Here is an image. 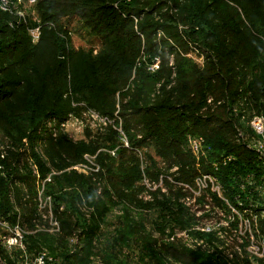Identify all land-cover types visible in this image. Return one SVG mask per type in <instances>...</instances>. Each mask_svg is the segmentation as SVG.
Listing matches in <instances>:
<instances>
[{"label":"trees","instance_id":"obj_1","mask_svg":"<svg viewBox=\"0 0 264 264\" xmlns=\"http://www.w3.org/2000/svg\"><path fill=\"white\" fill-rule=\"evenodd\" d=\"M185 3L188 11L181 22L178 20L182 18L174 17V13ZM37 14L41 23L29 24L30 18L22 21L0 12V131L10 136L16 127L20 129L11 135L13 143L16 139L33 143L38 131L50 137L55 128H49L48 123L64 124L74 113L76 103L111 116L109 119L121 127L133 148L152 146L166 167L164 172L176 168L173 184L164 180L168 198L163 195L161 201L144 208L154 206L166 216L173 215L171 206L178 207L180 216L169 222L210 246L208 252H201L174 239L161 241L156 248L160 241L146 237L145 247L154 246L159 253L157 256L153 250V256H164L176 264H248L245 253L229 259L214 234L195 230V222L209 217L205 205H224L216 195L208 190L195 199L201 206L197 211L203 212L198 219L181 205L168 202L185 197L177 186L192 185L200 168L221 180L225 196L234 205L238 195L245 203L248 198L240 193L239 178L250 175L260 182L264 176V161L236 139L239 120L233 113L243 104L250 116L264 115V0H38ZM63 19L79 20L101 42L100 52L94 55L92 50L73 49L68 30L61 25ZM37 27L41 35L35 44L30 31ZM194 46L204 56L203 67L187 57ZM156 59L160 61L158 70L149 72L148 67ZM131 80L133 89L126 90ZM117 97L122 125L113 117ZM21 121L27 124L25 129H21ZM110 134L111 138H120L115 131L110 130ZM189 135L202 137L209 148L208 158L201 161L200 167L188 150ZM54 137L42 155L31 143L29 157L36 174L28 166H24L22 175L18 170L14 175L0 171V210L8 216L10 225L18 224L11 196L23 206L25 196L19 186L26 187L27 195L35 198L39 186L50 176L51 181L43 187L54 200L59 233L25 236L26 248L29 253L44 249L54 257L61 256L63 264H88V255L109 213L122 203H117L115 196L133 204L135 200L128 196L139 193L136 189L143 174L138 162L125 159L126 148L116 146L111 156L101 151L98 140L84 148L63 134ZM78 153L95 157L99 171L88 177L66 172L71 167L68 158ZM229 156L234 160L223 165ZM149 162L145 173L150 180L165 175L152 157ZM214 163L219 165L218 170ZM1 164L5 165V160H0ZM85 164L89 165L87 161ZM234 182L237 186L232 188ZM100 183L103 188L98 194ZM255 195L251 194L254 199ZM62 206L64 211H60ZM125 216L120 235L123 243H130L138 231H134L136 224L130 215ZM261 226L264 228V222ZM76 232L81 250L69 254L68 240Z\"/></svg>","mask_w":264,"mask_h":264},{"label":"rangeland","instance_id":"obj_2","mask_svg":"<svg viewBox=\"0 0 264 264\" xmlns=\"http://www.w3.org/2000/svg\"><path fill=\"white\" fill-rule=\"evenodd\" d=\"M35 10V16L30 17L32 22L31 23H41L38 14H37V6L34 8ZM188 11V4H183L178 8L177 11L174 13V17L181 19L182 17L186 16ZM29 14H32V12L28 11ZM34 14H32L33 16ZM183 18L178 21H183ZM61 25L65 26L66 29L69 32V37L71 40V47L75 50H84V51H93L94 55H97L102 47L101 42L99 39H97L95 36H93L88 30H86L83 27V24L77 20H61ZM179 29L182 30L183 26L182 24L179 26ZM32 38V33H31ZM157 39H160V35L157 37ZM159 41V40H157ZM33 42V41H32ZM39 43V42H38ZM35 43V44H38ZM199 47H192L190 52L187 54V57L192 59L199 67H203L205 64L204 56L201 54V52H198ZM204 49V48H203ZM205 51V50H203ZM172 60V59H171ZM160 65V63H159ZM150 67V66H149ZM148 67V69H149ZM149 71V70H148ZM150 72V71H149ZM135 75V73H134ZM134 78V77H133ZM132 78V80H133ZM132 80L129 82L128 88L130 90L133 89ZM74 106V113L70 115L65 122L66 127H63L62 125H58L55 122H49L48 127L49 128H55L54 131H52L50 134V137L44 136V132L36 134L35 141L32 143L29 140H22L21 142H18L19 139H16V143L11 140V135L15 133H19L20 129L17 127L11 131L10 136L5 135L2 131H0V160H5V165L0 166V171L3 173V175H11L15 174L18 170L19 175L24 173V168L26 166L31 167L32 170H34V173L36 174V168L32 164V161L29 157V151L31 149V143L32 145H35V150L39 154L42 155L43 150L48 146L49 141L51 138H55L54 136H59L60 134L65 135L68 139L73 141L74 143L81 144L85 146L84 148H89L91 143L93 141L98 140L100 144L102 145L101 151L110 154L111 156L116 151V146L119 148H126L124 150H127V153H125V159L136 161L140 165V169L142 171V179L140 183L138 184L136 190L139 191L137 195L135 196H128L129 198L135 200L133 204H131L129 199L121 198L120 196H115V200L117 204L115 208L112 209V211L109 213L104 225L102 226V230L100 232V238H98L96 244H94V248L92 249L91 253L88 255V264H176L174 261L167 260L164 256H162V259H157L153 256L152 251L154 250L156 255L158 256V251L156 248L159 247L161 244V241L163 242H172L174 239H179L183 245H185L189 249H200L201 252H208L210 249L207 246H199L194 241V236H187V231L181 230L178 228L176 223L172 224L169 221H172L174 217L180 216V210L177 208L171 209V214L161 215L162 212L159 211V208H156L152 206L149 208V210L145 209V205L154 204L156 200H162L163 195H165L167 198L169 196V192L165 186L164 180L167 179L171 184H173L172 181V175L176 172V168H173L171 170H165V165L163 164L162 160L156 155V151L152 146H142V147H135L133 148L131 144L125 146L124 141H122V136L120 133L121 127L118 128L115 126V120L109 119V117H105V115H100L99 113L92 111L87 108L82 103H76ZM120 99L117 97V111L114 112L113 117L119 121V125H122V121L118 117V110H120ZM97 115V116H93ZM26 117V116H25ZM25 119V118H24ZM101 119H107L106 124H104ZM22 128L25 129L27 127V124H23L21 121L19 123ZM47 129V128H46ZM49 130V129H47ZM110 130L115 131L119 134L120 138L118 136H112L110 137ZM55 132V135H54ZM29 132H26V137L28 136ZM49 134V135H50ZM116 135V134H115ZM39 136V140H38ZM111 138V140H110ZM38 140V141H36ZM18 143V144H17ZM129 143V142H128ZM123 150V149H122ZM4 154V158H2V155ZM18 155L21 157V163L19 162L18 168H17V162H18ZM19 157V158H20ZM117 157V156H115ZM149 157H152L153 160H155L158 163V168L164 172L165 175L168 177H165V175H161L157 179L150 180L148 176H146V168L149 166ZM95 157H91L90 155H86L85 153H78L77 155H73L72 157L68 158V162L71 165L67 169L66 172L74 171L76 175L80 177H88L91 173H97L99 171V165L95 162ZM89 163L85 164V162ZM202 161V160H201ZM201 161H197L195 159V162L197 163V167L201 166ZM73 162H76L72 165ZM118 164V162H117ZM25 166V167H24ZM96 169H93V168ZM55 171V170H53ZM200 174L195 179L194 183L192 185H184L181 184L177 187L183 189V195L185 197H181L180 200L174 201V199L169 200L168 203L173 202V205H181L183 208L188 209V213L191 215H196L197 219L201 217L203 212H198L197 209L201 206H198L196 204V201L193 199L199 198L202 194H204V190L207 187V182L212 185L211 188L220 189V195L225 199L223 202L227 203V205L231 206L232 210H234L235 206L233 202L225 196V186L221 183V180L219 178H216L213 174L205 173L203 169L200 168ZM53 174H58L56 171L53 172ZM208 176H211L209 178ZM250 175L242 176L238 179L239 181V190L241 186L245 185V180ZM50 177V176H49ZM10 178V177H7ZM201 179V181H200ZM217 179V180H215ZM10 180V179H9ZM48 182V181H46ZM45 182V183H46ZM43 183V186L44 184ZM18 185V184H17ZM39 186L38 193L35 196V198L29 197L27 195L28 191L27 188L24 186L21 187L25 199L22 202L23 206H19L18 203H15L13 196L10 198V204L13 206V210L15 213L18 214V224L15 226L10 225V223L7 221L8 216L3 215V210H0V264H23L24 261V254L23 252L18 248H12L9 249L6 244L4 245L5 239L12 237L15 233V227H19V229L22 231L23 238L29 235H33L36 232L41 233H49L51 235H58L59 233V223L54 215V200L52 199L51 195H47V192H45L44 187ZM103 184L100 183L97 185L98 187V194L102 191ZM218 186L220 188H218ZM237 186V184L234 182L232 188ZM176 187V186H175ZM191 189V190H190ZM69 191V189H68ZM187 191V192H186ZM217 191V190H216ZM127 193V192H126ZM127 194H130L127 193ZM192 194L193 198H192ZM207 194V193H206ZM207 201H211L209 198L210 195L208 194ZM251 197V194H250ZM179 199V198H178ZM249 198H247V207L251 211L255 212L256 209H260L261 211L258 212V214L261 217H264V201L258 200L257 198L252 201L251 204L248 202ZM214 208V210H213ZM211 208L212 212L208 213L209 217L204 218L201 221L195 222L196 228L202 227V225H210L212 223L213 225H216L217 222L222 221L232 215V212L229 208L226 207V205L219 206L215 205V207ZM210 209V210H211ZM224 209V210H223ZM129 210V211H128ZM221 210L224 213V216H219L217 214V211ZM60 211H64V206L60 208ZM236 211V210H235ZM35 213V214H34ZM126 213L130 215L131 221H133L136 225L134 228V231H138V233H135V237L133 240L130 241V243H123L121 239V232L124 227V218L126 217ZM239 215H244L240 211L237 212ZM235 213V214H237ZM33 217V218H32ZM238 217V216H237ZM30 219H32L30 221ZM240 219V218H239ZM165 221V224L163 223ZM6 225H1L5 224ZM170 223V224H168ZM167 224V225H166ZM139 226V227H137ZM203 226V227H205ZM244 230V227L242 228ZM141 238V240H139ZM152 241L159 240L160 242L156 246V248L153 246L152 248H146L144 241H147L148 238ZM25 240V239H24ZM26 244V243H25ZM27 246V245H26ZM81 244L79 242V232H76L69 240H68V249L67 253L69 254H77L80 252ZM155 248V249H154ZM42 251L44 249H41ZM40 250V252H42ZM38 252V253H40ZM29 254L30 256L36 255L38 253ZM57 257V256H56ZM58 260L61 262L60 264H63V258L61 256L57 257ZM4 259V260H3ZM253 260V259H252ZM169 261V262H168ZM254 263H256L255 260H253ZM264 262V260H258L257 264H261ZM66 264H73L72 262H68Z\"/></svg>","mask_w":264,"mask_h":264},{"label":"built area","instance_id":"obj_3","mask_svg":"<svg viewBox=\"0 0 264 264\" xmlns=\"http://www.w3.org/2000/svg\"><path fill=\"white\" fill-rule=\"evenodd\" d=\"M37 3L38 0H0V12L12 14L22 21H25L30 17L34 19V8H36ZM28 11L32 12L34 15L32 16V14H29ZM31 33L33 43H38L41 35L40 27L32 29L30 31V35ZM159 63V59H156L148 70L154 73L158 70ZM211 102L212 99H209L208 103ZM240 106L241 107H235L233 109L234 115L239 120L235 126L236 139L239 143L254 151L259 156V158L264 161V115L250 116L247 110L243 108V104ZM241 108H243V110ZM101 121L106 124L107 119H101ZM67 124L64 123L62 126L66 127ZM120 133L122 136V141H124L125 146L128 147V140L121 129ZM187 147L192 156L198 162L208 158L209 148L202 137L189 135L187 138ZM4 157L5 156L3 154L2 158ZM233 160L234 157L229 156L222 161V164L227 165V162ZM213 167L215 170H218L219 165L214 163ZM208 177L211 178V176ZM46 181L50 182L51 178L48 177L45 182ZM245 182V185L241 186L240 188V193H244L248 196V202L254 204L252 203L254 198L253 196L250 197V194H256L255 196L258 200L264 201V176L260 182H257L253 176H249L246 178ZM211 187L212 185L207 182V187L204 192L208 193L209 190L211 194L216 195L223 202L225 199L220 195V189H216V191ZM218 188L220 187L218 186ZM193 199L195 200V198ZM235 200L236 204L234 205V210H232L231 206L227 205V203H223L227 208H229L230 211H234L235 213L240 211L244 215H239L238 213L235 214L232 212L230 217L217 222L216 225L210 223V225H202V227L195 228V230L207 234H214L222 243L220 249L225 250L229 259L233 258L234 254H238L240 257H243L245 253L251 259L264 260V228L261 226V223L264 222V217H261L257 211L253 212L248 209L247 204L241 199L240 195H238ZM210 209L211 207L209 205H205V210L207 213L212 212V209ZM217 214L219 216L225 217L223 211L221 210H218ZM1 225H6V223ZM243 227L244 230L242 229ZM21 233L22 231L19 229V227H15L14 235L5 239L4 245L6 244L9 249H20L24 254L23 264L61 263L58 258L52 256L45 250L36 255L30 256L29 254L31 253L28 252L24 243L23 235ZM186 235L189 237L188 233ZM194 241L198 246H207L200 240L194 239ZM245 244H247V246L243 249L242 247ZM231 246H234L233 251L230 250ZM207 247L210 249V246Z\"/></svg>","mask_w":264,"mask_h":264},{"label":"crops","instance_id":"obj_4","mask_svg":"<svg viewBox=\"0 0 264 264\" xmlns=\"http://www.w3.org/2000/svg\"><path fill=\"white\" fill-rule=\"evenodd\" d=\"M246 259H248L247 260L248 261V264H257V259H253V260L256 261V263H254V261L251 258H249V257H247Z\"/></svg>","mask_w":264,"mask_h":264}]
</instances>
